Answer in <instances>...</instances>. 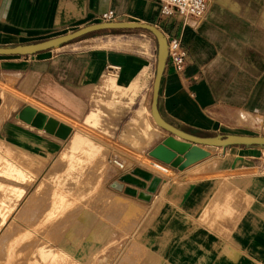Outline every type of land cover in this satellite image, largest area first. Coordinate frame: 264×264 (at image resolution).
I'll use <instances>...</instances> for the list:
<instances>
[{
    "label": "crops",
    "instance_id": "1",
    "mask_svg": "<svg viewBox=\"0 0 264 264\" xmlns=\"http://www.w3.org/2000/svg\"><path fill=\"white\" fill-rule=\"evenodd\" d=\"M208 1L201 20L181 21L173 29L187 50V66L177 72L166 65L159 113L172 125L202 137L241 134L242 128L264 130V0ZM159 6L160 0H0V46L34 43L69 27L97 23L109 10L116 20L157 26ZM148 41L149 48L138 53L86 49L68 42L30 55H0V80L21 94L16 99H32L74 117L87 118L94 111V99L113 98L116 90L117 99H123L118 112H124L109 127L108 141L129 146L123 140L126 127L143 116L157 134L140 136L141 146L130 149L142 152V159L162 164L149 152L171 134L153 125L158 42L153 37ZM125 103L129 105L124 110ZM14 110L0 124V139L11 150L55 154L72 139L71 134L65 140L32 126ZM127 113L131 116L124 123ZM106 149L110 163L118 160L114 146L108 144ZM207 149L210 156L184 170L167 165L175 173L172 178L138 174L149 181L145 191L154 177H160L149 201L125 192L127 187L143 190L115 181L138 206L152 207L144 227L135 230L136 238L128 244L138 246L142 261L148 257L145 264H264V146H231L223 148L222 155L216 154L218 147ZM92 217L69 229L53 252L38 250L29 264H94L121 229L100 215ZM130 253L126 249L122 256L128 258ZM28 255L24 262H29Z\"/></svg>",
    "mask_w": 264,
    "mask_h": 264
},
{
    "label": "rangeland",
    "instance_id": "2",
    "mask_svg": "<svg viewBox=\"0 0 264 264\" xmlns=\"http://www.w3.org/2000/svg\"><path fill=\"white\" fill-rule=\"evenodd\" d=\"M95 22L104 21L99 17ZM160 25L171 28L169 30L177 28V23L164 21L159 14L157 26ZM78 28L81 27H69L52 35H61ZM150 37L157 42L152 32L142 28L100 29L67 43L86 49L104 47L138 53L149 48ZM152 43L154 45V42ZM2 82L0 80V116L4 117L11 109H15L14 113L17 114L25 105L24 102H30L43 113L54 115L69 125L72 137L71 140L63 142L57 153L42 156L28 155L23 151L15 152L0 139V241L3 238H6L5 241L15 240V244L9 248L11 250L6 264L32 263L40 249L46 253L53 252L59 240L67 236L69 229L83 218L86 220L95 214L104 217L121 230L113 235L115 237L109 240L110 244L96 256L94 264H145L148 257H143L142 261L138 246L128 244L136 238V231L144 227L152 207L138 206L134 197L119 191L112 184L119 181L145 191L149 181L134 172L136 167H131L133 163H141L144 167L137 168L150 173L154 172L166 178L174 177L175 173L166 164L162 163L168 167V170L164 171L145 158L142 159V152L130 149L141 146L140 136H156L153 126L148 124L143 116L137 117L126 127L123 134V140L129 142V146L111 142L108 141L109 127L123 111L121 109L118 112L117 104H122L123 99H117L116 90L113 98L94 99V111L86 118L84 114L74 117L56 112L32 99H16V96H21L16 95L17 92L12 87ZM12 93L14 96L10 98ZM128 105L125 103L124 110ZM122 106L124 107V104ZM128 116H131V113H127L123 119L124 123ZM153 125L156 127L154 121ZM242 129L241 134L247 135L264 132L260 127ZM108 144L117 149L114 156L118 162H109L110 153L106 152ZM222 151L223 148L218 147L216 154L222 155ZM11 218L13 221L9 224ZM126 249L131 250L128 258L122 256ZM15 251L17 259L12 258ZM27 253L29 262H24L23 256ZM62 254L69 258L68 254ZM1 258L3 253L0 252V264H4L5 259Z\"/></svg>",
    "mask_w": 264,
    "mask_h": 264
},
{
    "label": "water",
    "instance_id": "3",
    "mask_svg": "<svg viewBox=\"0 0 264 264\" xmlns=\"http://www.w3.org/2000/svg\"><path fill=\"white\" fill-rule=\"evenodd\" d=\"M127 28L146 29L154 34L158 42V58L153 84L151 114L156 124L162 129L168 131L171 135L166 137L149 152L151 157L166 165H170L171 167L184 170L188 166L210 156V151L207 147H222L225 149L231 146H264V135L216 134L213 136L202 137L188 133L183 129L172 125L160 115L158 110L159 88L168 59V41L165 34L156 25L138 21L120 20L93 23L74 31L34 43L8 47L0 46V55L35 54L65 44L96 30ZM18 116L26 123L31 124L36 128L44 129L47 133L55 135L61 139H67L71 133V127L69 125L60 122L53 117H49L32 106L23 107ZM177 137L182 140L177 139ZM159 182L160 177L156 176L147 188V191L138 193L136 189L127 187L125 192L131 195H137L140 199L149 201ZM112 186L118 190L123 189V185L119 182L113 183Z\"/></svg>",
    "mask_w": 264,
    "mask_h": 264
},
{
    "label": "built area",
    "instance_id": "4",
    "mask_svg": "<svg viewBox=\"0 0 264 264\" xmlns=\"http://www.w3.org/2000/svg\"><path fill=\"white\" fill-rule=\"evenodd\" d=\"M209 9L208 0H160V17L164 21H172L173 23L187 24L189 21L201 20ZM104 22L116 21V14L113 10L103 13L101 16ZM161 26V25H160ZM159 26V27H160ZM168 41V59L173 70L182 72L187 66L188 53L182 44L181 37L176 33V29L167 26H161ZM114 67L112 69H115ZM117 70V69H116ZM115 162H118L115 160Z\"/></svg>",
    "mask_w": 264,
    "mask_h": 264
},
{
    "label": "bare ground",
    "instance_id": "5",
    "mask_svg": "<svg viewBox=\"0 0 264 264\" xmlns=\"http://www.w3.org/2000/svg\"><path fill=\"white\" fill-rule=\"evenodd\" d=\"M97 23H99V22H97ZM167 38V37H166ZM3 83V82H2ZM4 84V83H3ZM2 85V84H1ZM19 93H17L16 95H18ZM20 96H21V94H19ZM17 97H19V96H17ZM22 97V96H21ZM20 98V97H19ZM24 98V97H23ZM35 101V100H34ZM10 102V101H9ZM34 103V102H33ZM37 103V102H36ZM12 106V105H11ZM43 113V112H42ZM45 114V113H44ZM47 115V114H46ZM62 116V115H61ZM241 117H242V119H244L245 121H248L247 119L248 118H245L246 116L245 115H242L241 114ZM64 118H68V117H64ZM2 119H3V117L2 116H0V124H1V121H2ZM250 121V120H249ZM74 122V121H73ZM64 123V122H63ZM156 123V122H155ZM157 125V124H156ZM39 129V128H38ZM41 130H44V129H41ZM45 131V130H44ZM146 160H148V161H150L152 164H154V165H156V166H158V167H160V168H162L164 171H166V170H168V167L167 166H165V165H163V164H161V163H158V162H156V161H154V160H152V159H150V158H146ZM149 167H152V166H149ZM134 172L135 173H137V174H141V175H148V174H150V172H148V171H146V170H143V169H141V168H135L134 169ZM140 181V180H139ZM133 182H136V181H133ZM140 183H142L141 181H140ZM10 223L9 224H12V218L10 219ZM5 239L6 238H3L1 241H0V252L1 253H3V258L5 259V261H4V264H6V262H8L7 261V257H9L8 255L10 254L9 253V250H11V249H9V248H11V246H12V244L15 242V240L14 239H9V240H6L5 241ZM4 241V242H3ZM15 244V243H14ZM14 246V245H13ZM14 249V248H13ZM16 252L17 251H15V253L13 254V256H12V258H14V259H17V255H16ZM3 258H1V259H3ZM17 262H19V261H17Z\"/></svg>",
    "mask_w": 264,
    "mask_h": 264
}]
</instances>
